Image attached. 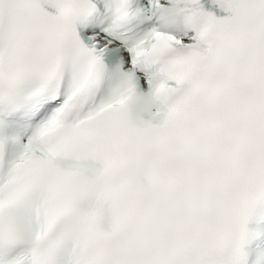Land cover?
<instances>
[{
	"label": "snow or ice",
	"instance_id": "obj_1",
	"mask_svg": "<svg viewBox=\"0 0 264 264\" xmlns=\"http://www.w3.org/2000/svg\"><path fill=\"white\" fill-rule=\"evenodd\" d=\"M0 264H264V0H0Z\"/></svg>",
	"mask_w": 264,
	"mask_h": 264
}]
</instances>
